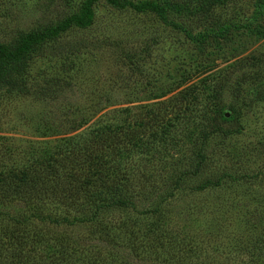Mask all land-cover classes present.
Returning <instances> with one entry per match:
<instances>
[{"label":"rangeland","instance_id":"1","mask_svg":"<svg viewBox=\"0 0 264 264\" xmlns=\"http://www.w3.org/2000/svg\"><path fill=\"white\" fill-rule=\"evenodd\" d=\"M75 16L28 49L25 94L0 88V166L39 189L31 212L0 207V262H109L106 235L79 221L92 196L131 200L106 216L129 250L113 264H264V0H0V42ZM91 131L105 139L87 166L56 154Z\"/></svg>","mask_w":264,"mask_h":264},{"label":"trees","instance_id":"2","mask_svg":"<svg viewBox=\"0 0 264 264\" xmlns=\"http://www.w3.org/2000/svg\"><path fill=\"white\" fill-rule=\"evenodd\" d=\"M81 18H84V17L81 16L77 18L75 16L74 19L70 21H58L55 23H48V24L45 23V25L40 24L32 28L31 30L29 29L30 31L26 30V31L17 33L16 39H13L7 43L0 42V88L5 89V91L8 93L14 91L16 93L21 92L25 94L26 88L23 82L20 80H15L14 78H16V76L19 75V71L22 70L23 62L25 61L24 58H25V55H27L26 53L28 49H32L33 52L36 53L37 50H41V45H45L44 43L46 41H50V37L52 36L51 33L55 31L62 32L66 28H68L69 25L71 24H73V26L75 25L80 26L82 23ZM52 25H53V29L50 28L52 27ZM73 43L79 44V42H74V41ZM49 45L50 44H47L46 46H49ZM46 46H44V48ZM49 52L52 53L51 50H49ZM69 84L70 82L69 83L66 82L65 84L56 83L54 85L55 88H52L50 87L51 84L46 83L45 85L41 87L42 89H40L38 93L40 96L44 95L47 97L50 96V98H52L51 95H52V92H55V89L57 88L59 89V87L62 88L63 86L68 87ZM262 97L263 96L261 95L257 96L258 99H261ZM74 120L81 123L82 118L81 116H78L77 119L74 118ZM74 120L69 119L68 123ZM56 127H58V125ZM59 128L60 129L63 128V130L65 131L67 129H71L72 126H70L69 128H64L59 125ZM106 129L108 128L106 127ZM93 131H91V133L89 132L86 138L85 137L83 138V140L81 141L82 143L81 145L75 147V145L68 143V147L62 148L60 151H57L56 154L60 153V158L61 157L67 158V164L69 165L75 164V166H83V165L87 166V164L89 162H92L94 158L97 156V154L100 152L101 144L105 139L104 138L105 136L100 131L92 134ZM88 141L89 142L92 141L91 143L93 144L88 145L89 143ZM53 158H55V156H53ZM23 171H24L23 168L8 169V168H5V166H0V207L1 208L11 207L17 201L18 202L21 201L22 204L21 203L20 204L23 206L26 204L31 205V207H29L28 210L29 212L33 211V208L35 206V204L33 203H37L36 201L38 200L35 198V191H38L39 189L36 190L34 189L33 186H29L31 184L28 183L29 184L28 185L25 183L26 181H24L25 180L24 177L26 176V174ZM40 194H42V192ZM54 194L58 197H62L61 193L60 195H57V193H54ZM97 200H98V197L94 200L92 196L91 198L87 200L88 205L93 207V212L90 213L89 216L79 218L80 219L79 221L88 222L90 219H92L91 222L88 224L89 228L86 229V231H91V232L98 231L99 234L102 231L106 235L101 241H103L104 247H105L103 251V253L105 254L104 258L108 259L109 262H106L105 260H103V258L99 259L101 255L96 250L94 252V255L92 256L93 258L97 257V259H99L100 261V264H113L112 261L116 259L122 260L125 257L126 258L124 261H127V258H129V250L127 249L125 251L121 249L122 247L121 245L123 242L122 241L117 242L115 240L116 236H113L117 234V232L111 233L112 235L108 233L107 230L111 229L108 226L110 225L111 223L110 221H112V218H107L106 216L109 211H112L116 208L124 215L125 212H122L123 210L127 208H132L131 200L129 197H127L124 200H118V201H115L116 200L115 199L109 204H100ZM11 203L13 204L11 205ZM107 207H109V209ZM113 207L114 209H111ZM37 208L38 207L36 206L34 211H36ZM3 212L6 213V210L3 209ZM29 216L30 218L35 219L34 215L29 214ZM105 217L106 219L103 220ZM12 220L14 221V219ZM108 220L110 221L108 222ZM45 221L46 222L49 221L48 218ZM62 221H63L62 223H64L65 220L62 218ZM53 222L57 223L56 221H53ZM120 222L115 223L119 232L124 231L125 228H127V222H124L122 220H120ZM20 231L23 232L22 229ZM14 234H17V231ZM25 236L27 237L29 236V238H31L33 241L39 242L41 245H43L42 244L43 239L39 233L33 234L31 230L29 231L25 230ZM60 237L68 238L69 236L60 234ZM62 238L60 239L62 240ZM50 239L52 240V242L50 243L51 251L54 253L55 256L60 257L61 256L60 254H63V251L65 250V245H66L65 241L62 240V242H57L56 237H51ZM77 243H78V240L76 239L73 245H76ZM74 247L72 248L73 250H75ZM129 249H132V248H130L129 246ZM133 251H131V254L133 255L135 259H142V255L140 254V252H133ZM19 255H22V254H19ZM156 258L158 257L156 256ZM152 259H155V258H152ZM123 263L124 262H122L121 264ZM0 264H18V263L10 262V261L8 262L3 261V262H0Z\"/></svg>","mask_w":264,"mask_h":264}]
</instances>
